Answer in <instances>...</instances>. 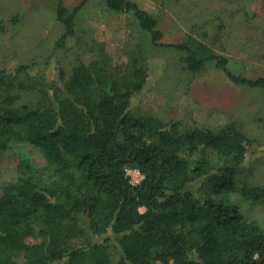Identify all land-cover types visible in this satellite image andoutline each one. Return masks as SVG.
Here are the masks:
<instances>
[{"label":"trees","instance_id":"16d2710c","mask_svg":"<svg viewBox=\"0 0 264 264\" xmlns=\"http://www.w3.org/2000/svg\"><path fill=\"white\" fill-rule=\"evenodd\" d=\"M51 1L63 29L55 47L73 39L90 54L52 87L28 66L0 70V152L18 157L15 179L0 187V264H264V224L244 212L264 194L244 182L256 143L234 122L162 123L131 109L161 47L192 75L213 64L231 83L263 91L264 78L232 72L191 33L164 43L157 19L133 1ZM88 2L131 16L147 43L123 44L116 63L103 45L79 47ZM35 89L34 101L18 104L17 91ZM129 170L142 175L137 185Z\"/></svg>","mask_w":264,"mask_h":264},{"label":"rangeland","instance_id":"374dc122","mask_svg":"<svg viewBox=\"0 0 264 264\" xmlns=\"http://www.w3.org/2000/svg\"><path fill=\"white\" fill-rule=\"evenodd\" d=\"M82 1L63 0L69 9ZM130 1L157 19L164 43H176L191 33L228 58L232 72L253 80L264 78V0ZM78 17L79 47L88 50L92 44L103 45L114 63L119 58L124 61L119 57L123 44L141 37L131 16L105 11L97 2H88ZM14 18L19 22H13ZM62 34L51 0H0V70L28 66L39 83L61 85L60 74L66 76L90 54L77 48L73 39L67 40L64 48H56ZM140 40L141 45L147 43L146 38ZM149 55L148 82L133 98L131 109L162 123L183 121L217 127L234 122L258 147L249 153L252 175L244 182L264 189V91L231 83L213 64L199 74H189L178 56L162 47ZM16 94L21 105L34 101L39 93L35 89ZM27 150L40 166L43 161L36 150ZM17 164V155L0 152V187L15 179ZM129 175L134 183L140 179L137 172ZM236 201L242 202L238 196ZM244 212L264 224V194L252 206L244 207Z\"/></svg>","mask_w":264,"mask_h":264},{"label":"built area","instance_id":"2783aa9c","mask_svg":"<svg viewBox=\"0 0 264 264\" xmlns=\"http://www.w3.org/2000/svg\"><path fill=\"white\" fill-rule=\"evenodd\" d=\"M130 172H137L138 175L140 176V179H139L136 183H134V182L131 180V178H130V183H131L132 185H137V184L142 180V175H141L137 170H129V171H128V174H129ZM129 176H130V175H129Z\"/></svg>","mask_w":264,"mask_h":264}]
</instances>
